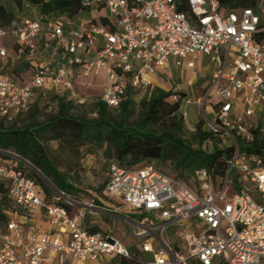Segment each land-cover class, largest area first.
I'll list each match as a JSON object with an SVG mask.
<instances>
[{"label":"built area","instance_id":"2783aa9c","mask_svg":"<svg viewBox=\"0 0 264 264\" xmlns=\"http://www.w3.org/2000/svg\"><path fill=\"white\" fill-rule=\"evenodd\" d=\"M79 1L92 7L90 17L60 15L42 22L32 15L0 26V60L11 56L10 49L11 57L25 60L17 73L0 68V117L25 111L36 89L44 88L76 104L94 98L117 107L129 89H152V77L184 64L192 86L199 80L195 61L207 56L211 79L195 102L208 130L234 140L221 189L205 181L199 193L148 164H112L103 189L126 211L138 212L130 223L133 236L142 239L139 250L151 255L145 264H264V160L242 152L236 141L251 139L252 128L264 129V1L256 9L225 12L218 0H187V12L177 0ZM102 8L106 12L94 16ZM4 39L12 46H3ZM25 66L32 72L25 74ZM78 78L85 80L79 84ZM97 82L101 89L93 96ZM183 100L190 102L188 96ZM195 172L209 177L205 169ZM0 180L16 208L0 231V264H49L51 254L55 264L68 257L89 264L131 256L117 236L82 225L87 212L107 208L65 198L62 191L46 199L39 181L11 158L0 157ZM229 187L233 192L225 196ZM40 209L53 229L29 225ZM172 223L179 231L174 246L162 236Z\"/></svg>","mask_w":264,"mask_h":264},{"label":"trees","instance_id":"16d2710c","mask_svg":"<svg viewBox=\"0 0 264 264\" xmlns=\"http://www.w3.org/2000/svg\"><path fill=\"white\" fill-rule=\"evenodd\" d=\"M218 2L220 11L225 12L243 7L256 9L260 0H218ZM27 3L30 7H36L42 22L47 18L54 19L60 15L73 17L81 13L90 14L92 9L91 6L81 5L79 0H0V26H10L24 17L20 10L29 7L26 6ZM177 5L179 10L187 12V0H177ZM13 65L11 56L6 60H0L1 70L17 73L21 67ZM138 91L140 90L129 89L128 96L117 107L108 106L101 100L93 98L90 112L95 115L89 117L88 111L77 110L76 103L66 99L65 96L51 89H36L25 111L12 117H0V157L10 158L7 153H11L21 161L29 163L50 178L62 192H70L74 188L53 165L40 141L43 136L47 140L67 139L105 143L107 152L113 154L120 164L133 165L146 159H153L161 162L169 161L176 170L181 172L205 169L213 176L224 175L227 160L234 151L233 145L223 148L214 146L212 151H206L202 148L203 142L216 133L199 126L195 133L197 144L193 146L186 137L183 111L177 113L180 101L171 104L166 101L168 97L177 93L171 90L164 91L158 87L146 90V95L140 99L141 111L138 117L131 121V105ZM42 95H49L56 99L57 109L46 120L38 121L33 108L36 97ZM178 95L181 96V100L185 92L180 91ZM113 109L118 112L113 114ZM24 115H27V121L20 124L21 120L25 121L22 119ZM237 139L240 138L236 137V141ZM238 147L242 152L257 154L264 160V129L261 130L259 126L252 128L251 139L240 141ZM18 167L24 170L22 162L18 163ZM29 175L39 181L47 199L45 191L49 192V189L43 180L32 174ZM0 195L12 206L10 210L0 208V223H3L0 231H3L9 220L7 213L15 212L16 208L8 195L7 183L2 180H0ZM61 204L65 206L64 203ZM66 208L69 209V206ZM117 258L118 264H145L146 262L139 259L136 253L135 255L131 253L129 258L115 256L112 259ZM190 264L200 263L192 260Z\"/></svg>","mask_w":264,"mask_h":264},{"label":"rangeland","instance_id":"374dc122","mask_svg":"<svg viewBox=\"0 0 264 264\" xmlns=\"http://www.w3.org/2000/svg\"><path fill=\"white\" fill-rule=\"evenodd\" d=\"M20 12L22 16L33 15L40 17L35 6L26 7L25 10H20ZM105 12L106 9L102 8L100 11H95L94 16L104 14ZM77 16L90 17L91 13H81L76 15L75 17ZM2 45L9 48L12 46V42L9 39H4L2 40ZM11 50L12 49L9 50V53L11 56H14L13 51ZM28 57L25 56L26 59H28ZM24 61L25 60L23 59H15L14 57H12V63L14 64V67L19 66L21 63H24ZM28 63V65H30V61ZM195 64V70L197 76H199V80L196 81V83L191 87H188L189 89L186 86L188 85L187 81L191 76V69L186 68L185 64L179 69L170 67L167 73L162 74L160 78L157 79L159 85H154V87H158L160 89H163L164 91L171 90L173 92H177L176 94L168 97L166 101L170 104L174 103L175 101H180V107L177 113H179L180 111L186 112V116H183L184 125L187 131L186 137L193 143V146H196L197 144V140L195 137L197 127L200 126L201 128L207 130L206 126L204 125L202 108L197 105L195 99L201 96V94L207 88L206 86L211 79L213 66V64L209 61V58L203 55L199 56L196 59ZM25 67V74L32 72L29 67ZM92 88L94 89H92L94 91L92 92V94L93 96H96V89H100V83L97 82ZM186 89L188 90V96L190 99V102L188 103H185L183 99L180 100L181 96L178 95L180 91H186ZM146 92L147 91L141 90L138 91L135 95L134 101L131 105V121L135 120L138 117V114L141 111L140 99L141 97L146 95ZM91 100L92 99L90 98L84 104H76L77 110L84 109L88 111L89 117L94 116L95 114L90 112L91 105L93 103V101ZM33 109L35 111L36 119L38 121H44L47 119V117L55 113L57 109V101L56 99L51 98V96L49 95L37 96ZM117 112L118 110L113 109V114H116ZM26 117L27 115H24L22 119H25V121L21 120L22 122L19 123L23 124L24 122H26ZM207 118L210 119L211 115L208 114ZM43 137L40 138V141L47 151L53 165L56 166L58 171L66 178L67 181L72 184L74 188L70 192L65 191L64 197L81 203L93 202L96 205L102 203L100 206L107 208V210L101 209L97 212H87L84 218L85 227L87 229L96 228L97 230L105 231L117 236L120 241L128 246L133 255H135L136 253L138 258L143 261H148L149 259H151V255L139 250L142 239L133 236L132 224L130 223V220H133L134 217L136 218L138 216V212L126 211L121 200H118L114 197H108L103 189L105 181L109 176L110 167L112 164H117L119 166L128 168L138 165H152L166 175L183 182L199 193L203 192L201 185L205 181L211 185V188L214 191L219 190L222 187L220 176H213L212 174L207 172L209 177L203 180L200 173H196L195 171L181 172L180 170H176L172 163L169 161L161 162L159 160L146 159L133 165H127L126 163L120 164L119 161H117L113 156V154L107 152L105 143L98 144L91 141H77L67 139L47 140ZM233 141L234 140H232L231 137H228L221 132H217L216 134L210 135V137L203 142L202 148L206 151H212L214 146L223 148L229 145H233ZM237 141V143H239L243 140L237 139ZM9 157L12 160H17L18 163L22 162L23 168L28 174H32L37 178L43 180L45 186L49 189V192H46L44 190L47 199L51 200L57 193L61 192L51 182L50 178L44 176L39 170L32 167L29 163L21 161L13 155H9ZM234 180L235 178L233 177V181ZM34 188L37 190L38 184H35ZM232 192V188L229 187L228 191L225 192V196ZM38 194L39 196L42 195L41 193ZM0 208L6 210H10L12 208L10 202L6 198H3L1 195ZM2 225L3 223H0V230L2 228ZM177 228L178 227L175 225V223H172V225L166 227L164 233L162 234L163 238H165L171 244V246L177 244L176 233H179V231H177ZM118 260V258L116 260L109 259L107 261L105 260V262H102V264H118ZM218 261L219 259H216L215 264H218ZM89 264H93V262Z\"/></svg>","mask_w":264,"mask_h":264},{"label":"crops","instance_id":"0c3cea01","mask_svg":"<svg viewBox=\"0 0 264 264\" xmlns=\"http://www.w3.org/2000/svg\"><path fill=\"white\" fill-rule=\"evenodd\" d=\"M162 75V74H161ZM201 77V76H200ZM154 78V79H153ZM160 78V77H152V80H153V87L155 84H158L159 85V82L157 81V79ZM85 79L84 78H78L77 81L79 82V84H82L83 81ZM104 82L103 78H102V82L101 84ZM100 84V85H101ZM81 86V85H80ZM187 88L188 87H191V86H186ZM100 89H101V86H100ZM100 89H96L97 92L100 91ZM189 89V88H188ZM90 92H94V91H90ZM183 92H185V96H188V90L186 89V91L184 90ZM189 97V96H188ZM102 204V203H101ZM100 203L98 205H101ZM77 210V207H72L70 209V211H72V213L76 212ZM92 213V212H91ZM86 215V214H85ZM85 218V217H84ZM84 218L82 220V225L85 227V224H84ZM29 225L32 226L33 228L39 230V231H45V230H51L54 228V225L52 224V222L45 216V214L43 213V211L40 209L33 217H31L29 219ZM86 228V227H85ZM89 230V229H88ZM48 253V251L46 252ZM49 254V253H48ZM51 262L49 264H55V257L53 256V254H51ZM107 261L108 259H112L111 258H108V257H102V259H100L98 262H95L93 264H102V262H105V260ZM65 264H82L80 263L78 260H75V259H72L71 257H68L67 260H66V263ZM84 264V263H83Z\"/></svg>","mask_w":264,"mask_h":264}]
</instances>
